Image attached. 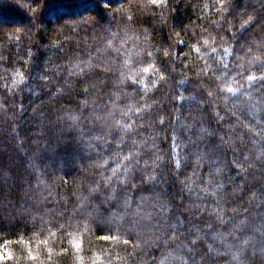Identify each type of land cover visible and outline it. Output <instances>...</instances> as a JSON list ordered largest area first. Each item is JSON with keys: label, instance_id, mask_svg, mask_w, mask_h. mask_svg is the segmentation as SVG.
<instances>
[{"label": "clouds", "instance_id": "obj_1", "mask_svg": "<svg viewBox=\"0 0 264 264\" xmlns=\"http://www.w3.org/2000/svg\"><path fill=\"white\" fill-rule=\"evenodd\" d=\"M0 264H264V0H0Z\"/></svg>", "mask_w": 264, "mask_h": 264}]
</instances>
